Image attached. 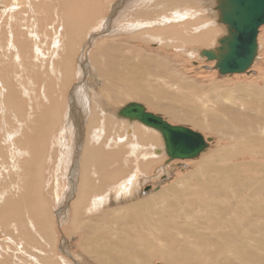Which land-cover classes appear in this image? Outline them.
<instances>
[{
	"label": "bare ground",
	"instance_id": "6f19581e",
	"mask_svg": "<svg viewBox=\"0 0 264 264\" xmlns=\"http://www.w3.org/2000/svg\"><path fill=\"white\" fill-rule=\"evenodd\" d=\"M14 3L17 5L13 4L10 9L16 14H9L8 20H16L18 15L28 13V9L35 18L31 21L32 32L26 34L25 28L21 30L25 27L23 24L13 26L12 22L2 20L0 15V237L6 240L4 230L7 229L12 234L8 240L18 241L14 251L23 253L25 257H17L15 253L14 263L9 258L2 259L1 251L7 252L15 244L12 241L8 246L7 240L4 243L0 239V264H69L64 259L55 257V235L53 230L50 234L47 230L54 210V213H58L57 219L61 224L68 216V208L74 210V216L69 230L65 232L68 235L74 233L78 237L76 250L80 254L77 257L83 264H151L155 259L167 264H231L234 261L232 257L240 262H245L243 260L247 257L246 260L251 261L248 264H264V204L259 202L264 196V183L251 187L236 175L240 168H246L245 164L239 162L246 157L252 160L251 164L254 166L257 162L261 164L262 171L257 173L264 171V161H261L264 160V112L255 105V101L258 104L264 100V85L260 81L258 84L252 82L248 86H237L234 88H237L239 94L231 96L229 94L232 91L228 90L229 94L218 98L216 108L210 107L212 103L206 101L201 106L206 112H197L198 109L193 107L195 112L190 115L183 111L180 113L177 109H192L186 100L190 101L189 97L194 93L193 81L179 72L175 57H169L171 62L165 57L166 50L182 49L191 53L193 46L207 47L213 44L217 31L222 30L217 27L220 24L219 13H214L216 0H111L109 7L114 4V9L107 19L102 17L107 12V8H103L108 3L105 0H93L92 4L85 0L82 5L72 0H58L49 6L29 1L27 6L17 0ZM125 3L127 6L123 8ZM0 9L5 11L4 3L0 5ZM155 10L157 11L154 12ZM6 25L8 27L4 29ZM29 25L30 22L27 26ZM54 26L60 31L59 35L52 31ZM92 26L98 31L95 34L103 37L100 42L97 40V44L96 41L93 44V40L90 41L95 56L99 57L95 64L98 65L101 60L102 63L98 67V73L91 68L90 70L102 85L94 86L91 82L87 84L90 71L86 66L82 72L81 64L85 65L84 62L85 64L81 63L77 67V72L79 77L84 73L87 79L82 78V86L79 85L80 88L76 87L72 91L69 103L66 94L58 99L57 94L42 91L45 97L41 99L35 89L40 76L48 78L52 68L57 70L58 64V68L62 70L60 77L65 81L69 79L72 74V48L77 45L81 32ZM88 32L89 30L86 34ZM33 35H36L38 43V62L33 54L30 55L32 43L26 38ZM148 41L156 42L159 50L165 49L154 57L164 62L154 61L151 59L153 57L147 58L150 56L140 52ZM8 44H11L10 47ZM13 45L17 49L16 57H12L9 50L14 49ZM60 46H64L65 51L61 53V60L57 59L55 64L50 63L51 50L55 53L57 48L62 49H59ZM121 49H125L131 56L121 52L123 54L117 57ZM259 50L258 43V53ZM46 51L47 55H44ZM200 53L201 51L199 56ZM55 56L60 54L56 52ZM9 57L17 65L8 73L5 62ZM134 58H138V63L131 62ZM147 60L159 62L155 74L148 72L145 63ZM211 63L215 66V62ZM42 66L48 67L45 74H41L42 68H36ZM89 66L91 67L90 64ZM24 77L28 82L26 85ZM44 82L47 83L48 80L45 79ZM214 85L210 86L211 90ZM72 94L76 96L72 97ZM25 96L28 100L24 99ZM144 99L155 111L166 112V116L175 123L198 122L194 118L197 113L212 117L216 125L223 126L210 128L220 132L224 141L231 138L228 142L236 146L229 152L219 150L203 155L201 160L191 163L195 167L193 172L177 176L173 183L162 186L149 199L129 202L124 200L131 198L144 181L150 180L153 166H157V170H161L163 174H170L168 168L161 166L162 160L166 158L153 156V152L163 155L162 148H155L161 145H158V134L117 118L116 114L120 113L121 106L129 101H141L140 104L143 105ZM130 131L133 132L132 135ZM69 138L73 143L68 147ZM57 146H60L63 153L60 152L61 161L57 158L59 164L57 163L56 168L57 173L61 170L62 176L53 175L49 178L46 175L49 164L44 162L48 159L50 149ZM67 150L70 157L75 155L74 162L70 160L72 158H66ZM148 158L151 159L150 162L146 161ZM55 160L56 157L53 163ZM72 162L74 165H70ZM63 172L69 174L73 188L71 183L64 182L61 185ZM257 173L249 179L250 182L256 184L258 180L262 181L263 176ZM233 185L237 187V191L232 190ZM45 187L53 190L51 200L42 194ZM240 189L243 192L250 189L259 198L256 197L255 203L250 202L247 199L249 196L239 195ZM228 190L229 193L231 190L235 193L232 196L237 198L235 205L230 197L226 198L224 205L215 199L221 193L228 194ZM144 204L153 207L162 204L169 208L150 213L149 207ZM142 208H147V212L144 213ZM138 212L144 213L143 216ZM245 214L261 219V222H254V225L246 228V224L252 223L253 218ZM35 224L39 227L41 237L46 241L50 240L51 247H46V256H40L43 249L39 242L26 235L25 227H33ZM130 224L144 229L143 234L135 232ZM238 233L239 236H235ZM173 235L174 239L169 242ZM200 239L206 244L205 249L191 248L193 241L197 244L201 242ZM213 242L216 243L215 246H211ZM176 243H183L186 248H175ZM67 247L61 248L62 251L66 252ZM210 249L211 255L208 253Z\"/></svg>",
	"mask_w": 264,
	"mask_h": 264
},
{
	"label": "rangeland",
	"instance_id": "374dc122",
	"mask_svg": "<svg viewBox=\"0 0 264 264\" xmlns=\"http://www.w3.org/2000/svg\"><path fill=\"white\" fill-rule=\"evenodd\" d=\"M28 1L30 2V3H32V4H34V3H42L43 4V6H49V5H51V4H55V3H57L58 2V0H17V2H20L21 4H24V5H26L27 6V4H28ZM51 1V2H50ZM73 2H76V1H78L81 5L83 4L82 3V1L83 2H85V0H72ZM92 1L93 0H89V2H91V4H92ZM95 1V0H94ZM97 1H99V0H97ZM106 2H108V3H105L104 4V6H103V8H107V12H106V14L104 15V16H102L103 18L105 17V19H107L110 15H111V13L113 12V7H114V4L112 5V6H110L109 7V3H110V1L111 0H105ZM14 2H16V0L14 1V0H3L2 2L0 1V5H3V3H4V6H5V11H2L1 9H0V15H1V17H3L2 18V20H4V21H7L8 20V18H9V14H11L12 16L14 15V14H16V12L15 11H13V10H11L12 8V6H13V4L14 5H17V3H14ZM58 5V4H57ZM59 6H61V5H59ZM127 6V3H125V5H124V7L123 8H125ZM62 7V6H61ZM11 8V9H10ZM28 8V7H27ZM109 8V9H108ZM8 10V11H7ZM13 11V12H11V11ZM111 10V11H110ZM157 10H155L154 12H156ZM159 11V10H158ZM4 12V13H3ZM11 12V13H10ZM19 12V11H18ZM162 12H164V9L162 10ZM208 12H210V11H207V13ZM57 13V12H56ZM55 13V14H56ZM214 13H217L218 14V12H216V9H215V11H214ZM31 16V17H30ZM30 17V18H29ZM13 18V17H12ZM27 18V19H26ZM35 18V16H33L32 15V13H31V11H30V9H28V13H24V14H21V15H18V17L16 18V20H14V19H12V21H10V19L8 20L9 22H12V25L14 26L15 24H23L25 27H22L21 28V30H24V28H25V30L24 31H26L25 33L27 34V32L28 33H30V32H32V28L30 27L33 23L31 22V21H33V19ZM26 19V20H25ZM23 22H25V23H23ZM30 22V25L29 26H27V24ZM9 25V24H8ZM223 25H220V24H217V27L218 28H222V30L221 29H217L218 31H217V36L215 37L216 39H215V41L213 42V44H211L210 46H193V52H188L187 53V51H185V50H182V49H179V50H181V51H177V50H173V49H171V50H166V59L169 61V62H171V60H170V56H173V57H175L176 59L175 60H177V62H175V63H177L178 64V68H179V72H183L182 74L183 75H186V76H188V78H190V80H192L193 81V86H194V93H193V95L192 96H190L189 97V99H190V101L189 100H186V102H187V104L189 105V107H191L192 109H188V110H186V109H177V111H179L180 113L183 111V113H185V114H188V115H190L191 113H194L195 112V109L193 108V107H195V108H197L198 110H196L197 112H202V111H204V112H206L205 110H204V107H201L202 105H204L203 103L204 102H206V101H210L211 103H212V105L210 106V107H214V108H216V106H218V104H216V102H219V97H221V96H226L227 94H229V93H227V91L228 90H230V91H232L229 95H231V96H235V95H238L239 94V92H238V90H237V88H234V87H237V86H248L250 83H252V82H257V84H258V82H260L262 85H264V26L263 27H261L260 28V33H259V36H258V43H259V47H260V50H259V53H258V57H257V59H256V61H255V63H254V67L252 66V68L247 72V73H244V74H240V76H239V74H237V75H227V76H222L219 72H218V70H214V68H213V66H214V64L213 63H211V62H208L204 57H200L199 56V52L200 51H202V50H207V49H213V48H215L216 46H218V40L221 38V37H223V35L227 32L226 31V28L223 26ZM8 26L6 25L5 27H4V29H6ZM28 27V28H27ZM34 27V26H33ZM55 27H57V26H54V28L52 29V31L53 32H57V34L59 35L60 34V31L58 30V28L57 29H55ZM92 28V29H91ZM209 28H212V26H210ZM30 29H31V31H30ZM80 30H83V29H80ZM87 30H89V32L86 34V31ZM93 30V31H92ZM92 31V32H91ZM103 31V30H102ZM101 31V32H102ZM222 31V32H221ZM84 33V34H83ZM95 33H97L98 34V31L96 30V28L94 27V26H92V27H90L89 29H86L84 32H81V34H80V36L78 37V40H77V42H76V44L77 45H75V47L74 48H72L73 50L71 51V53H70V57H71V63H72V67H71V75H70V77H69V79L67 78V80L65 81L64 79H63V77H60L61 76V73H62V70H61V68H58V64H57V66H56V68H57V70H54L53 68H52V72H50V76L48 77V78H45V76H40V78H39V83L35 86V89H36V93L39 95V97H41V99L42 98H44L45 97V92H49V93H51L52 95H56L57 94V98L59 99H62L63 98V96L65 97V94H66V100L68 101V103H69V98H71V93H72V91L73 90H75V89H77V88H80V86H82V84H83V82H84V79H87V76H85L84 75V73H83V77L81 76V77H79V73L77 72V67H79V65L81 64V63H83V64H85V65H82L81 64V70H82V72H84V67H86V66H88L89 68H88V70L90 71V76H89V82L87 81V84H90V82H91V84H93L94 86H97L98 84H100V86L102 85L101 83H99L98 82V80H96L95 79V77H94V75L91 73V70H90V68L92 69V70H94L95 72H97L98 73V67L100 66V64L102 63L101 61L100 62H98V65L97 64H95V61L99 58V57H97V56H95V54H94V51L92 50V44L96 41V44L98 43V42H100V40H102L103 39V37L101 38L100 36H97V34H95ZM86 34V35H85ZM110 34V33H109ZM126 33H124V35H125ZM89 35H91V36H93V37H91L90 38V36ZM35 36L36 35H33V37H26L27 38V40L28 41H30L32 44H31V46L30 47H32V49L33 50H31L30 49V55H34V58L37 60V62H38V53H37V51H36V48H37V44L38 43H36V38H35ZM84 36V37H83ZM86 36V37H85ZM98 37V38H97ZM31 38V39H30ZM33 38V39H32ZM90 39V40H89ZM261 39V40H260ZM91 40H93V42H92V44L90 45V41ZM97 40H98V42H97ZM34 41V42H33ZM102 42V41H101ZM150 44H149V43ZM147 42V44L146 45H143V48H142V50L140 51L141 53H143V55H149L150 57H147V58H151V57H153V58H151L152 60H158V61H161V62H164V61H162L160 58H154V57H156L158 54H161L162 52H163V50H165V49H162V50H159V45L156 43V42H153V41H148ZM36 43V44H35ZM86 43V44H85ZM35 44V45H34ZM95 44V45H96ZM157 44V45H156ZM10 45L11 44H8V46L10 47ZM40 45V44H39ZM94 45V49L96 48V46ZM133 45H135L134 43H133ZM14 46V45H13ZM51 46V45H50ZM40 47V46H39ZM49 47V45L47 46V48ZM62 47V49L61 50H58V48L55 50V53L57 52V53H59L60 54V56H58V57H56L55 56V53L53 52V50H51V53L49 54L50 55V57H51V62L50 63H57V59L60 61L61 60V57L63 56V54H61V53H63V52H65L64 51V46H60L59 47V49ZM191 47V46H190ZM262 47V48H261ZM47 48H44V49H46L47 50ZM52 48H53V46H52ZM84 48H85V51H84ZM10 50V53H11V56L13 57V56H17L18 55V53H17V49H16V47L14 46V49L13 50H11V49H9ZM143 51V52H142ZM188 51H190V50H188ZM115 52H119V51H117V50H115ZM121 52H123V53H125V54H127L128 56H131L130 55V53H127V51L125 50V49H121L120 50V52L119 53H117V57L118 56H121L123 53H121ZM177 52H178V54H177ZM182 52V53H181ZM46 54H44V55H47V51L45 52ZM79 53H81L82 55H84V56H82L81 54L79 55ZM91 53V54H90ZM140 53V56L141 57H143V55ZM190 53V54H189ZM193 53V54H192ZM195 53V54H194ZM86 54V55H85ZM89 54V55H88ZM109 54H110V52H109ZM187 54V55H186ZM189 54V55H188ZM77 55H79V56H77ZM89 56V57H88ZM195 56V57H194ZM12 57H9V59L5 62L6 63V67H7V69H8V73H9V71H11V70H13V66L14 65H17V62L16 61H13V60H11V59H13ZM85 57H86V59H85ZM89 58V59H88ZM144 58V57H143ZM47 60H48V57L46 58ZM45 58H44V60H46ZM88 60H90V62L88 61ZM85 62V63H84ZM132 63H138V58H134L132 61H131ZM93 63V64H92ZM146 64H147V70H148V72H152L153 74H155L156 72H157V64L159 63V62H150V61H146L145 62ZM262 63V64H261ZM11 64V65H10ZM89 64L91 65V67L89 66ZM77 65V66H76ZM75 66V67H74ZM126 67H127V65H126ZM37 69H41L42 68V70H41V74H45L46 72H47V68L48 67H36ZM59 69V70H58ZM74 70H76V71H74ZM61 71V72H60ZM88 71V72H89ZM75 72V73H74ZM55 73H57V74H55ZM60 73V74H59ZM78 73V74H77ZM37 74H38V72H37ZM92 74V75H91ZM40 74H38V76H39ZM57 75V76H56ZM75 75V76H74ZM2 76L4 77V74H2ZM75 77V78H74ZM144 77H146L145 76V74H144ZM6 78H7V75H6ZM79 78V79H78ZM82 78H84V79H82ZM147 78V77H146ZM258 78V79H257ZM262 78V79H261ZM45 79H47L48 80V82L47 83H45L44 82V80ZM54 79V80H53ZM56 79V80H55ZM58 79H60V80H58ZM253 79H255V80H253ZM52 80V81H51ZM250 80V81H249ZM257 80V81H256ZM54 81V82H53ZM82 83H81V82ZM24 82H25V85L26 84H28V82H27V80H26V77H24ZM242 83H244V84H242ZM7 84V83H6ZM73 84V85H72ZM212 84H215L214 85V87L212 88L213 90H211V85ZM240 84V85H239ZM43 85H45V86H43ZM66 85V86H65ZM80 85V86H79ZM224 85V86H223ZM50 86V87H49ZM220 86H222V87H220ZM43 87H44V90H42L43 89ZM51 87H52V89H51ZM60 87H61V89H60ZM77 87V88H76ZM228 87V88H227ZM67 88V89H66ZM102 88V87H101ZM221 88H223V89H221ZM46 89V90H45ZM63 89H64V91H63ZM196 89V90H195ZM81 90V89H80ZM98 90V89H97ZM223 90V91H222ZM42 91L44 92V93H42ZM234 93V94H233ZM236 93V94H235ZM44 94V95H43ZM70 95V96H69ZM97 95H98V91H97ZM44 96V97H43ZM76 95H74V94H72V97H75ZM215 97V98H214ZM24 99L25 100H28L27 99V97L25 96L24 97ZM84 99V98H83ZM221 100V99H220ZM119 101V100H118ZM118 101H116V103L118 102ZM252 101V100H251ZM250 101V102H251ZM133 102H136V101H129L127 104H129V103H133ZM138 102V101H137ZM136 102V103H137ZM249 102V103H250ZM140 103H141V101H140ZM126 104V105H127ZM142 104H143V106L147 109V111H149V112H151V113H153V114H155V115H159V116H161L162 118H164L167 122H169L171 125H175V126H184V127H187V128H190V129H192V130H194V131H197V132H199V133H201L206 139H208V138H211L212 139V142H210L209 143V149L207 150V151H205L201 156H200V158H198V159H195V160H175V161H171L170 160V158L168 157V155H166V152H165V143H164V140H163V137H162V135L158 132V131H156V130H153V129H151V128H148V127H145L144 125H142L141 123H139V122H137V121H130V120H128V119H123L122 117H120L118 114H119V112L116 114L117 115V118L118 119H120V120H122V121H124V122H127V123H129L130 125H137V126H139V127H142V128H145V129H147V130H149V131H152V132H154V133H156V134H158V136L160 137V139H159V143H158V145L159 144H161V145H159V146H156L155 148H158V149H160V148H162L163 149V155H162V153L161 154H155V152H153V156H155L156 158H161V157H165L166 159H163L162 161H163V163H161V166L163 167V168H168L169 170H170V174H168L167 175V172H165L164 174H163V172L161 171V170H157V166H153L152 167V169H151V178H150V180H148V181H144V183H142L141 185V187L140 188H138V189H136V191L137 192H135V194H131L132 196H131V198H127V199H125L124 201H129V202H136V201H143L144 199H149L151 196H154V194H156V193H158L160 190H161V188H162V186L163 187H166V186H168V185H170L171 183H173L174 182V180L176 179V177L177 176H179V175H183V174H187V173H190L191 171L193 172L194 171V165L192 166V164L193 163H195V162H197V161H199V160H201V158H203V155L205 156V155H207L209 152H214V151H218L219 152V150L220 151H222L223 153H225V151L226 152H229L230 151V149H233L236 145L235 144H233V143H231L232 144V146H231V144L228 142L229 140H231V138L230 139H228V138H226L225 139V141L224 140H222L221 138H224V137H221L220 136V132H218L217 130H212L210 127H218V128H221L223 125H216L215 123H214V121H213V118L212 117H206L205 115H199V113H197V114H195L194 115V118L198 121V122H192V121H188V122H182V124L181 123H175V122H173L172 120H171V118L169 117V116H166V112L165 113H163V112H158V111H155L154 109H152L151 108V106H150V104L148 105V103H147V101H145V99L143 100V102H142ZM126 105H123L124 107L126 106ZM206 105V104H205ZM255 105L256 106H259V109H260V111H263L264 112V100H263V102H261V103H258L257 104V102L255 101ZM81 106L83 107L84 106V100L82 101V103H81ZM81 106H80V108H81ZM123 106H121L120 107V110L122 109V107ZM120 110H116V112L117 111H120ZM206 117V118H205ZM255 117V116H254ZM132 123V124H131ZM204 123V124H203ZM190 124V125H189ZM194 124V125H193ZM197 128V129H196ZM201 128V129H200ZM206 130V131H202V130ZM212 133H211V132ZM131 132V131H130ZM210 132V133H209ZM132 133L133 132H131L130 133V135H132ZM216 133V134H215ZM72 139L74 140L75 138L74 137H72ZM72 139H70L69 138V140H68V142L69 143H67V146L69 147L72 143H73V140ZM219 139H220V141H219ZM161 141V142H160ZM222 141V142H221ZM71 142V143H70ZM220 142V143H219ZM230 145H229V144ZM220 144L222 145V146H220ZM230 146H228V145ZM161 146V147H160ZM217 146V147H216ZM227 146V147H226ZM215 147V148H214ZM223 147V148H222ZM226 149H225V148ZM232 147V148H231ZM229 148V149H228ZM53 149H54V151H53ZM66 149H68L67 147H66ZM15 150V149H14ZM53 151V152H52ZM60 146L58 147H54V148H51L50 149V152H49V154H48V159L44 162V163H48L49 164V169H48V171L46 172V175L49 177V178H52L53 177V175L54 176H56V177H59V175L60 176H62V173H61V170H60V172H58L57 173V166H58V162H57V158H59L60 159V161H61V159L62 158H60V156H61V154H60ZM76 152V151H75ZM74 152V153H75ZM59 153V154H58ZM62 153V152H61ZM52 154H54L53 155V158H52V160L50 161L49 159H50V157H51V155ZM63 154V153H62ZM72 154H73V152H72ZM55 155H57V156H55ZM66 155V158L68 159L69 157H70V153H69V150H67V153L65 154ZM72 156V155H71ZM74 154H73V156L72 157H70V158H72V159H70V160H73V162H74ZM56 157V160H55V163H53V161H54V158ZM247 158V159H246ZM246 158H241V161H239V162H241V164H245V167L246 168H244V169H242V168H240V170H238L239 172H236V175L237 176H239V178L242 180V181H244V183H246L247 182V184L246 185H250L251 187H253V185L254 186H256V185H259V183L260 184H263L264 183V171L262 172V173H257L258 171L259 172H261L262 170H261V164L259 163L258 164V162H257V164H256V166H254V165H252L251 164V159H249V157H246ZM249 159V160H248ZM146 161L147 162H150L151 161V159H146ZM161 161V162H162ZM248 161V162H247ZM261 161H264V160H261ZM70 163V165H74V163ZM235 163H237L238 161H234ZM58 163V164H57ZM192 163V164H191ZM7 164H8V162H7ZM43 165V164H42ZM52 165L54 166V168H52ZM55 165H56V167H55ZM164 165V166H163ZM68 166V165H67ZM191 166H192V168H191ZM65 167H66V165H65ZM70 167V170L72 169L71 168V166H69ZM261 167V168H260ZM55 169H56V171H55ZM52 170V171H51ZM237 170V169H236ZM63 171V170H62ZM152 171H153V173H152ZM11 172H14V170L13 171H11ZM161 172V173H160ZM52 173V174H51ZM68 173H71L72 174V171H69ZM251 173V174H250ZM260 174V176L262 175L263 176V179H262V181L260 182L259 180H258V182H256V184L255 183H253V182H250L249 181V179H251L252 177H253V175L254 174ZM153 174V175H152ZM160 174V175H159ZM238 174H240V175H238ZM246 174V175H245ZM63 175H64V178H63V181H62V179H61V185L63 186L64 185V182H66V184H69V183H71V185H72V188L74 187V185L72 184V180L70 179V176H69V174H67L68 175V177H67V175L65 174V172H63ZM153 176V177H152ZM210 176L211 177H214L213 176V173H210ZM0 177H2L1 176V174H0ZM67 177V178H66ZM143 178H145V180L147 179V177L146 176H142ZM244 177V178H243ZM244 180H243V179ZM149 179V178H148ZM65 180H67V181H65ZM50 181H51V179H50ZM160 181V183L158 184V182ZM48 182V181H47ZM141 183V182H140ZM157 183V184H156ZM136 184L138 185V183L136 182ZM167 184V185H166ZM249 186V187H250ZM66 187V186H65ZM65 187H64V189H65ZM48 188V189H47ZM232 188H234V189H232V190H235L236 189V191H237V187L235 186V185H233L232 186ZM43 189V188H42ZM141 189V190H140ZM231 190V192H232V194H231V192L229 193V190H228V194H220V197L218 196H216L215 197V199H216V201H220V202H222V204L224 205L226 202H227V197H230L231 198V202H233L232 204L233 205H235V202H236V200H237V198H233L232 196L235 194L233 191ZM62 191H64L65 192V190H63L62 189ZM69 192V194H70V191H68ZM139 192V193H138ZM234 193V194H233ZM42 194L43 195H45L48 199H52L53 198V190H51V188L50 187H45L44 188V190H42ZM150 194V195H149ZM243 194H244V196H249V197H247V199L250 201V202H254V200L256 201L259 197H257V196H254L252 193H251V190L249 189L248 191H242L241 189H240V196L242 195L243 196ZM223 195V196H222ZM225 195V196H224ZM254 196V197H253ZM222 197H224L223 199H222ZM256 197H257V199H256ZM264 196L261 198V201H259L260 203H262V204H264ZM126 203H128V202H126ZM138 203V202H137ZM255 203V202H254ZM123 205H125V203L124 204H122V205H120V207L121 206H123ZM145 206H147V207H149V210H150V213H154L156 210H158V209H163V208H169L168 206H165V205H162V204H159L158 206L157 205H154V207L153 206H151L150 204H144ZM114 207H117V206H114ZM119 207V206H118ZM153 207V208H152ZM105 208H107V206H105ZM142 209H144L145 211H143L144 213L145 212H147V208H142ZM56 210H54V212H55ZM67 217L64 219V221L63 222H61V224H60V221H58V213H54L53 212V217H52V222H51V225H50V227H48V233L50 234L51 233V231L53 230V232H54V235H55V237H53L54 238V240L56 241V247H57V249H56V252H55V257L57 258V259H59V258H61V259H64L65 261H67L69 264H83L82 262H80L81 260L80 259H78V257L77 256H79L78 255V253L80 254V252H78L76 249H77V242H78V237H76L75 236V234L74 233H71L70 235H68L66 232H65V230L66 231H68L69 230V228H70V225H71V221H72V219L71 218H73V216H74V210L73 209H67ZM50 212H52V211H50ZM143 213V214H144ZM150 213H148V214H150ZM138 214L140 215V216H143V214H141L140 212H138ZM245 215H247L248 217H250V214H245ZM84 216V215H83ZM144 216H148V215H144ZM242 216H244V215H242ZM84 218V217H83ZM250 218H253V221H252V223H247L246 224V228H250L252 225H254V222H261V219H254V217H250ZM69 220V221H68ZM185 221L184 219H181V221ZM209 220V219H208ZM251 224V225H250ZM36 226V227H35ZM130 226L135 230V232L136 231H138V232H140V233H142L143 234V231H144V229H141V228H138V227H135L134 225H131L130 224ZM250 226V227H249ZM35 229H34V228ZM28 226V227H25V228H27V233H26V235L29 237V238H34L36 241H38L39 242V245H40V247L43 249V251L42 252H40L39 254H40V256H46L47 254H46V251H47V249H46V247L47 248H50L51 247V243H50V240H47L46 241V239H43L42 237H41V234H40V231H39V227H38V225L37 224H35L34 226ZM142 228H145V227H142ZM64 230V231H63ZM229 230V229H228ZM5 231V239L7 240V244H8V246L9 245H11V243H13L14 242V244H15V246H11L10 247V250H8L7 252L6 251H1V252H3V253H1L2 255V259H7V258H9V259H11V261H12V263H14V259H15V256H17L18 257V255H23L22 257H25V255L23 254V253H19V252H15L14 251V249L16 248V246H17V244H18V241H16V240H12V241H9L8 239L11 237V235L12 234H10V232H7V229H5L4 230ZM145 231H146V233H147V231H148V229L146 228L145 229ZM240 232H241V230H240ZM38 235V236H37ZM40 236V237H39ZM235 236H239V233L238 234H236ZM150 237H152V236H150ZM173 237V238H172ZM172 237H170L169 238V242H171L173 239H174V235L172 236ZM41 238V239H40ZM0 239H2L3 241H4V243H5V241L6 240H4V237H0ZM44 242H43V241ZM2 241V242H3ZM200 241L201 242H199V243H197L196 244V242L195 241H193V246L191 247V248H194V247H196V249H199V248H201V249H199V250H203V249H205V247H206V244L204 243V241L202 240V239H200ZM47 243V245H46V243ZM191 242H192V240L190 241V244H191ZM42 243H43V245H42ZM49 244H50V246H49ZM188 244V243H187ZM223 244V243H222ZM174 245V244H173ZM172 245V246H173ZM216 245V243L215 242H213V244L211 245V246H215ZM67 247L68 248V250L66 251V252H64V251H62V249L61 248H64V247ZM69 246H70V250H69ZM171 246V245H170ZM184 246H186V245H183V243L182 244H178V243H176L175 245H174V247L175 248H178V249H182V248H184ZM0 247H1V245H0ZM72 247V248H71ZM186 248V247H185ZM184 248V249H185ZM211 250L212 249H210V251L208 252L210 255H211ZM12 251H14V252H12ZM15 253H16V255H15ZM64 253V254H63ZM8 254V255H7ZM15 255V256H14ZM72 255V256H71ZM232 255V254H231ZM81 256V255H80ZM16 257V258H17ZM83 258H84V255H83ZM247 258V257H246ZM246 258L243 260V261H245V262H240V261H238V260H235V258L234 257H232L231 259L232 260H234V261H232V263L231 264H248V263H250L251 261L250 260H246ZM42 260V259H41ZM27 261V260H26ZM160 262V263H159ZM247 262V263H246ZM167 264V263H165L164 261H162V260H158V259H155V260H152L151 261V264ZM28 264H31V263H28ZM43 264H45L44 262H43Z\"/></svg>",
	"mask_w": 264,
	"mask_h": 264
},
{
	"label": "water",
	"instance_id": "95a60500",
	"mask_svg": "<svg viewBox=\"0 0 264 264\" xmlns=\"http://www.w3.org/2000/svg\"><path fill=\"white\" fill-rule=\"evenodd\" d=\"M219 23L226 35L215 49L202 50L201 57L215 62L214 69L222 76L247 73L258 56V36L264 26V0H216ZM119 116L138 121L161 133L166 154L173 160L198 158L205 152L211 138L184 126H175L164 118L148 112L140 103H129Z\"/></svg>",
	"mask_w": 264,
	"mask_h": 264
}]
</instances>
